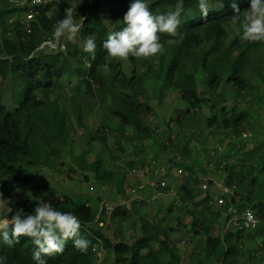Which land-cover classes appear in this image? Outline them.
Returning a JSON list of instances; mask_svg holds the SVG:
<instances>
[{
	"label": "trees",
	"instance_id": "16d2710c",
	"mask_svg": "<svg viewBox=\"0 0 264 264\" xmlns=\"http://www.w3.org/2000/svg\"><path fill=\"white\" fill-rule=\"evenodd\" d=\"M233 2L241 12L250 7V0H212L208 15L203 17L197 7V0H185V8L190 9L191 14L182 18L177 36L160 34L164 46L161 53L148 58L129 57L119 60L109 56L102 48V43L108 34L123 27V16L131 0H50L35 7L37 12L31 21L30 31L22 23L23 10L12 7L8 0H0V80L10 77L24 92V100L12 108L4 103L0 88V194L10 198L15 213L20 209L25 214L34 212L39 201L34 197L17 200L16 191L19 188L39 186L38 177L31 169L40 162L39 154L44 153L45 157L58 156L59 152L54 149L53 143L61 139L66 141L69 136L67 120L72 119L61 101L67 98L63 94L65 79L69 83L77 77L78 85L82 86L77 95L69 97L79 124H83L86 107L83 99L82 104L72 99L83 98L84 95H80L84 92L101 109L107 106L108 112L102 115L101 129L90 134L92 140L102 142L104 147L98 154L99 159L90 165L101 183L113 177L112 172L103 171L102 168L105 152H112L108 145L111 134L115 135L117 144L128 138V128H132V134L140 140L150 138L152 134L144 119L153 110L145 86L150 78L163 80L162 88L159 89L162 96L166 90L180 93L188 106L180 109L179 113L186 115L207 103V99L199 96L201 70L207 73L206 85L212 92L219 90L224 75L225 83L232 85L236 98L252 92L256 88L252 80L264 72V44L241 40V28L231 23ZM175 3L176 0H153L149 9L154 14L166 12L173 10ZM73 6L77 7L79 15L84 18L77 35L82 41L89 35L97 37L94 57L79 53L71 41H66L65 51L45 53L46 47L40 48L47 37H53V26L63 18L65 10ZM100 11L107 15L108 24L102 21L104 13L97 14ZM80 16L76 17L77 22ZM229 31L234 35L231 42H228ZM189 61L193 63L192 71L187 70ZM125 62L129 68L124 66ZM56 90L62 96L58 97V93L53 97ZM218 96L222 101L226 99L225 94L218 93ZM220 115L223 129L230 134L241 135V128L251 124L249 111L227 109L224 103L220 105ZM117 117L120 119L119 124L113 128L111 123ZM182 150L190 152L187 145ZM262 151L264 139L242 156L260 160L262 166L257 175H264V153L259 154ZM174 164L178 162L174 161ZM178 166L190 174L180 189L184 193L181 205L188 210L190 204L194 207L189 210L193 236L203 234V250L209 255L215 254L219 264L241 263L246 253L240 241L244 234L253 229H234L225 234L211 233L212 223H215L226 207L213 204V194L208 190H198L200 179L194 168L186 166L184 162ZM253 167L252 162L241 164L228 175L226 184L231 187L236 185V196L232 201L236 202L239 198V208L248 205L247 202L254 203L253 208L260 221L256 228H259L264 220V203H255L260 197L259 191L254 188L258 176L250 173ZM100 170L103 172L100 173ZM114 176L118 191L124 193L126 179L129 177L126 168L120 166ZM246 188L249 189L245 191ZM45 189L53 198V207L62 212H71L79 218L80 234L91 242L88 250L81 252L69 240L63 253L45 257L48 264H173L171 234L176 229L172 226L142 219V236L128 241L120 234L118 238L122 240L115 242L103 233L107 205L102 206L101 215H98L95 207L86 201H78L69 195L60 196L56 189L49 186H45ZM168 209L171 211L172 207ZM194 210L200 215L193 213ZM111 216L129 218L130 211L125 205H116ZM0 218H4L3 211H0ZM100 250L103 251V257L98 259ZM33 251L34 245L28 237H20L19 243L12 247L0 243V254L7 256L8 264H35ZM249 257L255 259L253 255Z\"/></svg>",
	"mask_w": 264,
	"mask_h": 264
},
{
	"label": "rangeland",
	"instance_id": "374dc122",
	"mask_svg": "<svg viewBox=\"0 0 264 264\" xmlns=\"http://www.w3.org/2000/svg\"><path fill=\"white\" fill-rule=\"evenodd\" d=\"M102 13L105 14L104 11L97 14L102 15ZM102 21L108 24L106 14L103 15ZM233 38L234 35L229 31L228 42H231ZM64 41L65 43L71 41L79 53H84L81 47L83 41L79 35L72 40L64 39ZM44 52L56 53L58 51L46 47ZM124 66L129 68V64L126 62ZM187 70H193L191 61L187 62ZM199 76V96L207 99V103H203L200 108L192 110L191 114L188 115L179 113V110L185 109L188 103L183 101L178 91L166 90L162 96L159 89L162 88L163 80L154 78L147 80L145 86L153 110L144 116V119L150 126L152 134L150 138L140 140L132 134L133 129L128 128V138H124L123 141H120V144H117L114 134L109 136L108 145L112 148V152H105L104 157H102V168L103 171L112 172L113 177L105 183H101L97 178V174L90 168V165L99 159L98 154L104 148L102 142L92 140L90 134L101 129L102 115L104 112H108L107 106L101 109L98 103L88 93L84 92L80 95H84L83 98L72 99L75 103H81V99H83L84 107H86L83 124H79L75 118L74 108L69 97L77 95L82 86L81 84L78 85L77 77H74L69 83L65 79L63 81V94L67 98L61 101L66 106L72 119V121L67 120L69 136L66 141L61 139L53 143L54 149L59 152L58 156L45 157L44 153L39 154L40 162L31 168L38 177L39 186L35 185L30 189L19 188L15 194L16 199L23 200L34 197L39 202L53 205V198L45 189V186H49L56 189L57 194L60 196L69 195L78 201L90 203L98 211V215H101L102 206L107 205L108 210L103 222V233L115 242L122 240L118 238L120 234L128 241H134L142 236V219H150L176 229L171 234L170 251L174 254L173 264H219L215 254L209 255L203 250L202 245L205 243L203 234L193 236L194 232L190 224L192 217L189 213V210L194 208L193 204L189 205V210L181 205L183 202L181 196L184 193L180 189V185L187 181L188 171L183 168L184 174L181 177L169 176L167 179L170 186H175L176 198L160 196L156 201L148 202L146 200L145 203L137 202L135 204L134 201L138 200L139 194L138 190L133 191V188L141 183V179L133 177L128 170L130 168L129 163L138 167L142 162L156 157L162 165L167 167L169 171H174L177 176L178 170L176 171V167H178V164L180 165L184 159H187V161L190 159L197 162V168L195 167V169L196 174L203 180L200 181L201 184L207 182L208 189L210 188L211 192H215L219 190L217 183L223 187L228 175L241 164L247 163L248 158L242 157L243 153L246 152L244 148H252L254 146L252 142L254 141L251 140L260 141L259 139H263L262 135L264 134V72L261 76L252 80L256 88L241 98H236L234 91L232 92L231 89L232 85L225 83L226 75L223 76V83L217 92L208 90L206 85L207 73L201 70ZM0 88L6 105L16 108L24 100L23 90L10 77L6 80H0ZM55 92L53 97L58 93V97L62 96L58 90ZM218 93L225 94L226 101L219 99ZM38 96L42 98L40 92H38ZM222 103L227 109L236 108L238 111H249L251 124L241 128L243 130L241 135L230 134L223 129L220 115V105ZM211 118L215 120L211 121ZM119 120L118 117L114 119L111 123L113 128L118 126ZM208 121L211 122L206 124ZM185 145L188 149H191L190 152H183L182 149ZM234 149L235 152H233ZM134 155H138V157ZM220 155H227L226 157L230 155L227 164H223V168L226 167L228 173H225V170H223L222 175L218 173L217 166H220L223 160L218 163L214 159L213 167L210 166L206 172H202L205 171V168L203 169V166L199 167L204 165V160L207 161L209 157H220ZM139 158H141L140 161ZM177 159H182V161L178 162ZM174 161H177L178 164L175 165ZM230 164L232 168H230ZM253 165L254 168L250 173L255 176L259 174L258 170L262 164L260 161H256ZM120 166H124L127 173L129 172L124 193L118 191L117 180L114 176L119 172ZM103 171L100 170V173ZM257 176L258 180L254 188L257 189V192L259 191L260 200H256L255 203L260 201L264 203V175ZM261 181L263 182L261 183ZM248 189L246 188L245 191ZM148 192L151 194L150 190ZM0 199H3L0 200V211L4 212V218L8 215V218L11 219L15 213V207L12 206L11 200L7 196L0 194ZM247 204L240 207V209L255 207L254 203L247 202ZM116 205H125L130 211V217L113 218L111 213ZM8 207L12 209L9 213ZM169 207H172L171 211L168 209ZM196 211L194 210L193 213L200 215ZM223 213L224 211L216 218L215 223H212L213 230L211 233L225 234L235 229L232 225H224L225 214ZM241 245L246 256L240 260L241 263L239 264H264V220L260 223L259 228L244 234L240 241ZM249 255L255 256V259L251 260ZM102 257L103 251L100 250L98 259Z\"/></svg>",
	"mask_w": 264,
	"mask_h": 264
},
{
	"label": "clouds",
	"instance_id": "9594fccd",
	"mask_svg": "<svg viewBox=\"0 0 264 264\" xmlns=\"http://www.w3.org/2000/svg\"><path fill=\"white\" fill-rule=\"evenodd\" d=\"M222 2V0H221ZM153 0H131L128 11L123 16V27L112 31L103 41L102 48L115 59L148 58L161 53L163 44L160 34L175 37L182 18L190 15L191 10L185 8V0H176L174 9L153 13L149 5ZM212 0H197L201 16L206 17ZM233 15L231 23L241 28V40L249 43L264 44V0H250V7L240 11L238 5H231ZM77 7H68L62 19L53 26V48L62 45V38L72 40L80 33L83 17ZM84 53L95 56L97 49L96 35H89L82 42ZM3 200V199H0ZM12 209L8 207V213ZM81 222L71 212L57 210L50 203L39 202L32 214H25L23 209L8 218H0V243L12 247L19 243L20 237L30 238L34 245L32 259L35 264H48L45 257L63 253L65 244L71 240L73 247L86 252L90 241L80 234ZM0 264H8L6 255L0 254Z\"/></svg>",
	"mask_w": 264,
	"mask_h": 264
},
{
	"label": "built area",
	"instance_id": "2783aa9c",
	"mask_svg": "<svg viewBox=\"0 0 264 264\" xmlns=\"http://www.w3.org/2000/svg\"><path fill=\"white\" fill-rule=\"evenodd\" d=\"M12 7L20 8L23 10V18L22 23L27 28V31L31 29V21L34 19L36 10L35 7L39 6L43 3H47L50 0H8ZM53 37H47L46 40L42 43L40 48L49 47L55 50H65L66 43L62 38V47L57 46L53 48L51 46V42ZM181 162V160H178ZM178 170V171H177ZM176 171L178 173L177 176L184 174V169L182 167H176ZM129 172L135 178H140L141 183L138 186L133 188V191L138 190L139 197L138 200H143L147 190H151V196L147 199L148 201H156L160 196H168L173 195L176 198L177 193L175 186H170L167 183L168 177L175 176L174 171L170 172L167 167L162 165L160 161L156 158H151L145 162H142L138 167L130 168ZM219 183H217V186ZM219 187V186H218ZM93 189V187H91ZM132 189V188H130ZM167 189V190H165ZM203 190H208V183L205 182L202 185ZM236 185L227 186L224 185L221 187V194H216L214 196V202L216 205L224 206L227 202H230L229 207L227 209V215L230 217L228 221V226L232 225L235 229H255L259 224V218L256 215V211L253 208L246 207L244 209H240L234 204L232 199L236 196Z\"/></svg>",
	"mask_w": 264,
	"mask_h": 264
},
{
	"label": "crops",
	"instance_id": "0c3cea01",
	"mask_svg": "<svg viewBox=\"0 0 264 264\" xmlns=\"http://www.w3.org/2000/svg\"><path fill=\"white\" fill-rule=\"evenodd\" d=\"M252 129V128H251ZM246 135V134H245ZM262 137H263V139H264V134L262 135ZM263 139H259L260 141H258V140H255V139H253V140H251V141H254V142H252V144H254V146L252 147V148H244L246 151H248V150H251V149H253L255 146H257ZM189 150H191V149H189ZM233 152H235V149H234V151ZM264 153V151H262L261 153H259V154H263ZM139 155V154H138ZM138 155H134L135 157H138ZM227 155H220V157H209V158H207V161H205L204 160V165H201L199 168H201L202 166V168L204 169L205 168V171H202V172H206L207 171V168H210V166L211 167H213V159L214 160H216L218 163H219V161H222V164L220 165V166H217V169H218V173H220L221 175H222V172H224L223 170H225L226 172L225 173H228V171L226 170V167H224L223 168V166L224 165H226L227 164V162H228V158L230 157V155H228V157H226ZM245 157H247L248 158V160H247V163H249L250 164V162H252V163H254V162H256V161H260L258 158H249L248 156H245ZM257 157V156H256ZM187 158V157H186ZM140 159L141 158H139V161H140ZM184 159V158H183ZM184 164L186 165V166H188V167H192V168H194V170L196 171V169H195V167L197 168V162H195V161H191L190 159H188V161H187V159L185 160L184 159ZM189 162H191V163H189ZM210 162H211V164H210ZM234 163V162H233ZM134 164H137V163H134ZM224 164V165H223ZM232 164V163H231ZM230 164V168H232V165ZM133 167H135L134 165H130V168H133ZM130 168H128V170H130ZM254 168V167H253ZM252 168V169H253ZM261 168V167H260ZM259 168V169H260ZM203 169H201V170H203ZM171 172V171H170ZM128 174H129V172H128ZM182 176V175H181ZM186 176H187V174H186ZM188 176H190V174H188ZM170 177H171V175H170ZM175 177V176H174ZM177 177H180V176H177ZM176 177V178H177ZM204 178V177H203ZM200 179V178H199ZM205 180V179H204ZM200 181H203V180H201L200 179ZM263 181H261V183H262ZM205 183V182H204ZM204 183H202L201 184V182L199 183V185L197 186V188H198V190H202V191H206V190H203L202 189V185L204 184ZM225 185H227L226 184V182L224 183ZM219 186V185H218ZM228 186V185H227ZM211 189L209 188L208 189V191L210 192V193H212L213 194V199L211 200V202L213 203V204H215L216 202H214L215 200H214V196L216 195V194H221V186H219V190H217V191H215V192H211L210 191ZM149 190H147V192H146V194H145V196H144V199L143 200H137V202H143V203H145L144 201H146L150 196H151V194L148 192ZM151 191V190H150ZM147 196H148V198H147ZM167 198L168 197H174L173 195H168V196H166ZM148 201V200H147ZM148 202H151V201H148ZM237 202H239V198H237V200H236V202L234 201V204H236V206L237 207H239L238 206V204H237ZM230 204V203H229ZM229 204H226V205H224L223 207H226V209L224 210V213L223 214H225V219H224V225H228L227 223H228V221H229V216L227 215V209H228V207H229ZM217 207H221V206H219V205H217Z\"/></svg>",
	"mask_w": 264,
	"mask_h": 264
}]
</instances>
